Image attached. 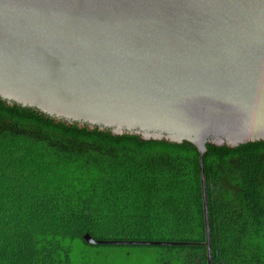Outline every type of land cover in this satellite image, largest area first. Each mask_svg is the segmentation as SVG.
<instances>
[{"label":"water","instance_id":"obj_1","mask_svg":"<svg viewBox=\"0 0 264 264\" xmlns=\"http://www.w3.org/2000/svg\"><path fill=\"white\" fill-rule=\"evenodd\" d=\"M0 102L193 145L212 264L203 157L264 143V0H0Z\"/></svg>","mask_w":264,"mask_h":264},{"label":"trees","instance_id":"obj_2","mask_svg":"<svg viewBox=\"0 0 264 264\" xmlns=\"http://www.w3.org/2000/svg\"><path fill=\"white\" fill-rule=\"evenodd\" d=\"M203 175L212 264H264V143L207 145ZM0 264H207L197 149L0 102Z\"/></svg>","mask_w":264,"mask_h":264}]
</instances>
